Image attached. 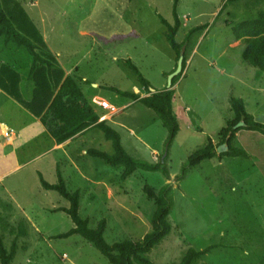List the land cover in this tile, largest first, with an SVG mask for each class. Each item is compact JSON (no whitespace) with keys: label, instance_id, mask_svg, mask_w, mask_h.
Segmentation results:
<instances>
[{"label":"rangeland","instance_id":"rangeland-1","mask_svg":"<svg viewBox=\"0 0 264 264\" xmlns=\"http://www.w3.org/2000/svg\"><path fill=\"white\" fill-rule=\"evenodd\" d=\"M12 1H17L35 28L44 33L60 64L72 69L71 75L88 99L98 94L96 98L104 97L120 108L107 123L120 133L125 150L134 157L156 161L163 149L165 127L142 103L120 107L129 99L106 86L146 95L124 64L129 58L149 80L151 89L167 88L176 55L157 14L172 22V0ZM223 1L177 3L181 22L175 36L178 42L190 27L208 25L193 33L182 49L186 65L172 86L173 109L180 128L166 157L170 178L160 171L138 168L121 180L122 165L111 166L82 152L86 146L113 152L111 142L96 128L79 137L85 141L75 142L70 150L75 151L73 162L84 177L75 167L63 164L61 169L67 189L80 191V216L88 219L90 227L106 219L104 237L108 243L141 239L151 228L154 210L143 184H150L154 190L170 184L172 206L168 218L173 230L149 251L154 264L178 261L189 246L201 249L217 241L227 247L204 255L208 264H264V135L240 129L233 144L245 149L248 158L217 153L176 179L186 157L202 147L208 137L219 143L225 120L231 116V95L241 97L246 110L264 122V73L256 76L257 70L242 61L244 43L231 35L233 24L253 17L264 6L239 2L228 5L215 18ZM4 4L12 11L16 8L7 0ZM11 73L16 77L14 84L8 85L7 77L0 82V233L7 248L12 240L16 242L10 264H111L79 234L51 237L74 224L65 212L53 211L56 206H68V201L39 183L38 172L48 182H56V166L51 161L56 151L36 157L49 146L46 128L33 116L35 110H28L9 95L16 93L30 100L28 85L34 84L22 79L16 65H12ZM90 82L98 87H91ZM3 125L13 129L8 139Z\"/></svg>","mask_w":264,"mask_h":264},{"label":"trees","instance_id":"trees-1","mask_svg":"<svg viewBox=\"0 0 264 264\" xmlns=\"http://www.w3.org/2000/svg\"><path fill=\"white\" fill-rule=\"evenodd\" d=\"M7 1L12 3L11 6L15 4L13 7L16 6L17 9L12 11V9L6 8L4 0H0V61L3 60V64L0 66V82H2L3 77H7L8 85L14 84L16 77L14 73H11V68L12 65H16L22 74V79L32 81L34 84L32 87L28 85L30 100L28 96V100L21 99L16 93H9L11 98L28 110H35L33 115L39 117L41 123L57 143H62L84 130L93 128L100 130L104 137L111 142L113 152L107 153L97 148L88 147L86 154L98 157L111 166L122 165L123 170L119 175L121 180H125L138 168L145 171H160L169 179L170 173L166 165V157L170 144L180 128L173 109L175 90L172 86L179 79L186 65V58L182 49L189 44L193 33L206 28L208 24L203 23L190 27L184 38L178 42L175 38L181 24L177 13L178 0H172V22L157 14L158 19L165 26V39L175 52L176 63L179 56H183L181 71L172 78L170 87L151 91V83L129 58L124 60V64L136 76L139 87L146 92V95L141 96L138 92L106 86L109 90L127 97L135 103L139 102L151 108L165 127L167 133L161 154L156 161H148L143 158H136L125 150L121 144L120 133L104 119H99V114L84 97L75 78L70 74L65 75L62 65L48 47L43 33L41 34L35 28L23 7L18 6L17 1ZM239 2L264 6V0H224L215 18L222 13L225 7ZM10 13L15 15L11 16ZM231 35L233 40H240L244 43L241 51L242 61L257 70L256 76L264 73V8L259 9L253 17L233 24ZM176 63L171 71L175 69ZM43 68L44 72L38 71ZM22 87L25 88V86ZM1 89L8 91L3 87ZM229 105L231 116L225 120V127L221 130L219 143L214 144L212 139L208 137L207 142L202 147L194 150L186 157L176 174V179H182L190 168L199 166L203 161L214 157L217 153L222 156L248 158V152L245 149L233 144L236 133L240 129H245L264 135V122L256 120L246 110L244 100L241 97L231 95ZM220 146L221 150H219ZM55 172L56 182L54 183L45 180L43 175L38 172L39 183L44 189L55 190L68 201V206H56L53 211L65 212L74 225L51 237L66 238L73 234H79L91 242L111 264H154L149 257V251L173 230L171 220L168 218L172 206L169 183L163 184L158 190H154L148 183L143 184L142 190L148 199L153 200L154 210L151 215V228L141 239H124L108 243L104 237L106 219L101 218L95 227H90L88 219L79 214V189L72 191L67 189L66 180L58 163ZM15 243V240H12L7 248L3 235L0 233V264L11 263L16 253ZM220 246L227 247L221 241L210 243L201 249L189 246L178 261L167 264H208L203 260V256Z\"/></svg>","mask_w":264,"mask_h":264},{"label":"crops","instance_id":"crops-1","mask_svg":"<svg viewBox=\"0 0 264 264\" xmlns=\"http://www.w3.org/2000/svg\"><path fill=\"white\" fill-rule=\"evenodd\" d=\"M43 37H44V39H45V36H44V33H43ZM45 41H46V39H45ZM47 43V42H46ZM48 45V44H47ZM60 62V61H59ZM62 65V64H61ZM62 68H63V70H64V73H65V75L66 74H70L71 75V73H72V69H65L64 67H63V65H62ZM75 78V77H74ZM77 78H75V80H76ZM83 81H85V82H87L88 80L86 79V77L84 78L83 77ZM76 82H77V80H76ZM78 83V82H77ZM79 85V84H78ZM89 85L91 86V87H98V84L96 83V82H90L89 83ZM151 91H154V89H151ZM83 92V91H82ZM83 94H84V92H83ZM84 97L87 99V101L93 106V108L95 109V111L99 114V116H100V120H102V119H104L106 122L111 118V116H112V114H110L108 111H105V112H103V111H101V110H105V109H103V108H101V107H99V106H97L95 103H94V101L95 100H97L98 98H96V97H100V95H98V94H94V95H92L91 96V99H88L85 95H84ZM104 98V97H103ZM110 102V101H109ZM93 103H94V105H93ZM111 103V102H110ZM131 103H135V102H133L132 100H130L129 99V102L128 103H125V104H123V105H121L120 107H123V106H125V105H127V106H129L128 104H131ZM112 104V103H111ZM113 105V104H112ZM115 106V105H114ZM115 108H116V110H115V112L114 113H116L119 109L115 106ZM127 108V107H126ZM113 113V114H114ZM34 116V115H33ZM35 117V116H34ZM36 119H37V121H40V119H39V117H35ZM40 123H41V121H40ZM43 125V124H42ZM110 125V124H109ZM3 126H5L6 128H10V127H8V126H6V125H3ZM113 127V126H112ZM44 128H46L45 126H44ZM10 129H12V128H10ZM94 129V128H93ZM93 129H88V130H84V131H82V132H80V133H77V134H75L74 136H72V137H70V138H68V139H66L65 141H63L62 143H57L56 142V140L50 135V133H49V131L47 130V128H46V130H44V133H46V135H48L47 137H48V140H49V146L46 148L45 147V149H41L38 153H37V155H36V157H41V156H45L46 155V153L50 150V151H56V154H54L53 156V158L51 159V161H52V164L53 165H55L56 166V164L58 163L59 164V166H60V169H62L63 167V164L64 165H66V167H71V168H73V167H75V169L77 170V173L78 174H80V176L81 177H84V174H83V172L82 171H80V169L74 164V162H73V159H72V156L74 157V155H76V153H75V151H70V150H72V148H73V145H74V143L75 142H77V141H79V140H81V142L83 143L85 140H82V139H80L79 137H83V135L85 134V133H88L89 131H91V130H93ZM115 129V128H114ZM13 130V129H12ZM15 135H16V133H15ZM14 138H15V136H14ZM14 138H13V140L11 141L12 143H13V141H14ZM89 146H86V148L85 149H82V152H85L86 153V149L88 148ZM131 154V153H130ZM137 158V157H136ZM28 162V161H27ZM73 165H72V164ZM63 170V169H62ZM61 170V171H62ZM1 177H3V175H0Z\"/></svg>","mask_w":264,"mask_h":264},{"label":"built area","instance_id":"built-area-1","mask_svg":"<svg viewBox=\"0 0 264 264\" xmlns=\"http://www.w3.org/2000/svg\"><path fill=\"white\" fill-rule=\"evenodd\" d=\"M94 103L97 105V106H99V107H101V108H103V109H105V110H107L110 114H112L115 110H116V108H115V106L114 105H112L107 99H105V98H98L97 100H95L94 101ZM13 131L10 129V128H7V130L5 131V133H4V135L6 136H4L6 139H8L9 138V134H11Z\"/></svg>","mask_w":264,"mask_h":264},{"label":"water","instance_id":"water-1","mask_svg":"<svg viewBox=\"0 0 264 264\" xmlns=\"http://www.w3.org/2000/svg\"><path fill=\"white\" fill-rule=\"evenodd\" d=\"M182 58H183V56L180 55L179 58H178V60H177L175 69L168 74V76H167V85L168 86L167 87H170L172 78L181 71V68H182ZM220 149L221 148H219V150Z\"/></svg>","mask_w":264,"mask_h":264}]
</instances>
